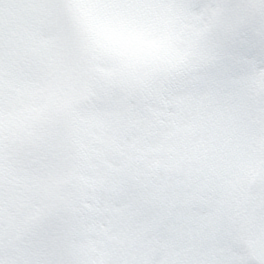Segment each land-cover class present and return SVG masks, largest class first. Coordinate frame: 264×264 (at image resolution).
Returning <instances> with one entry per match:
<instances>
[{
  "label": "snow or ice",
  "instance_id": "snow-or-ice-1",
  "mask_svg": "<svg viewBox=\"0 0 264 264\" xmlns=\"http://www.w3.org/2000/svg\"><path fill=\"white\" fill-rule=\"evenodd\" d=\"M0 264H264V0H0Z\"/></svg>",
  "mask_w": 264,
  "mask_h": 264
}]
</instances>
